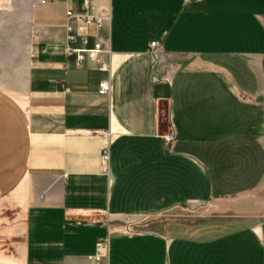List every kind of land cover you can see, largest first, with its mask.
<instances>
[{"label": "crops", "instance_id": "1", "mask_svg": "<svg viewBox=\"0 0 264 264\" xmlns=\"http://www.w3.org/2000/svg\"><path fill=\"white\" fill-rule=\"evenodd\" d=\"M20 1L0 224L22 238L0 264H264V0ZM84 3L100 29L67 20ZM68 23L105 52L77 64Z\"/></svg>", "mask_w": 264, "mask_h": 264}, {"label": "rangeland", "instance_id": "2", "mask_svg": "<svg viewBox=\"0 0 264 264\" xmlns=\"http://www.w3.org/2000/svg\"><path fill=\"white\" fill-rule=\"evenodd\" d=\"M22 3L20 0H0V76L3 75L4 68L10 64L3 56L9 55L15 49L14 41H20L22 37L21 30L25 24L24 16H20ZM198 209L200 214L201 212L210 214L206 207ZM195 213V210L187 208L174 210L169 215L175 220L195 222ZM19 224L17 222L0 224V249L5 254H10L21 247L22 232Z\"/></svg>", "mask_w": 264, "mask_h": 264}, {"label": "built area", "instance_id": "3", "mask_svg": "<svg viewBox=\"0 0 264 264\" xmlns=\"http://www.w3.org/2000/svg\"><path fill=\"white\" fill-rule=\"evenodd\" d=\"M88 6L86 3L83 4L82 6V10L84 11L82 14H74L72 11L68 10L66 12V18L68 21L70 20H75L77 22H85V23H92L95 25V27L97 29H100L103 25V22L108 20V14L101 10L96 14H89L87 12ZM65 30H66V48H67V52L69 54H74L75 58H76V62L77 64H81L86 57H95L103 52H105L103 50V47L101 45V43L99 42H94L92 44H90V40L87 36H78L72 26L68 23L65 26ZM79 42V47L78 48H72L70 47V44L74 43L75 41ZM155 43L152 42L150 43V47H154ZM101 69H103V66L101 67ZM67 90V89H66ZM108 90V85L106 83H103L101 85V92H107ZM174 135L172 132H169L168 134H166L163 139L165 142L169 143L173 140ZM108 162V152L107 150H103L101 153V164L103 166H106ZM102 246V242L97 244V248L100 249ZM102 256L96 257L95 258V263L96 264H101L100 260H101Z\"/></svg>", "mask_w": 264, "mask_h": 264}, {"label": "water", "instance_id": "4", "mask_svg": "<svg viewBox=\"0 0 264 264\" xmlns=\"http://www.w3.org/2000/svg\"><path fill=\"white\" fill-rule=\"evenodd\" d=\"M261 100H262L261 97H258L257 101H261Z\"/></svg>", "mask_w": 264, "mask_h": 264}]
</instances>
